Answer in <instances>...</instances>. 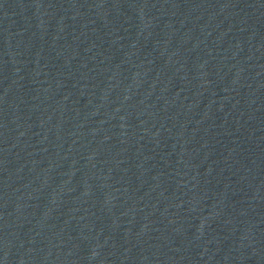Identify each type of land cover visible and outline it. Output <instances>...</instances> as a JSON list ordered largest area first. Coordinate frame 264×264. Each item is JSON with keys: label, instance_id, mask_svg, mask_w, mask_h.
<instances>
[{"label": "water", "instance_id": "water-1", "mask_svg": "<svg viewBox=\"0 0 264 264\" xmlns=\"http://www.w3.org/2000/svg\"><path fill=\"white\" fill-rule=\"evenodd\" d=\"M0 264H264V0H0Z\"/></svg>", "mask_w": 264, "mask_h": 264}]
</instances>
